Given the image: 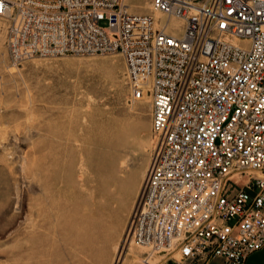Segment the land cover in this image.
<instances>
[{
	"label": "built area",
	"instance_id": "1",
	"mask_svg": "<svg viewBox=\"0 0 264 264\" xmlns=\"http://www.w3.org/2000/svg\"><path fill=\"white\" fill-rule=\"evenodd\" d=\"M0 0L14 63L120 53L154 149L128 240L179 263L264 250V0ZM176 25L175 30L171 27Z\"/></svg>",
	"mask_w": 264,
	"mask_h": 264
},
{
	"label": "rangeland",
	"instance_id": "2",
	"mask_svg": "<svg viewBox=\"0 0 264 264\" xmlns=\"http://www.w3.org/2000/svg\"><path fill=\"white\" fill-rule=\"evenodd\" d=\"M9 27L0 17V264H182L128 240L154 135L123 56L16 64Z\"/></svg>",
	"mask_w": 264,
	"mask_h": 264
},
{
	"label": "bare ground",
	"instance_id": "3",
	"mask_svg": "<svg viewBox=\"0 0 264 264\" xmlns=\"http://www.w3.org/2000/svg\"><path fill=\"white\" fill-rule=\"evenodd\" d=\"M151 4H152V11L154 12V14H149V15H151V16H155L156 18H164L163 16H162V14L159 12V11H157V10H155L154 9V6H153V3H152V0H151ZM125 5L127 6V9L129 10V12L130 13H132L131 12V6L128 4V2H127V0H125ZM133 14H137V15H147V14H138V13H133ZM176 29V25H173L172 27H171V30H175ZM120 54V53H119ZM122 55V54H121ZM123 56V55H122ZM124 58V57H123ZM125 60V59H124ZM125 63H126V61H125ZM126 73H127V71H126ZM127 77V76H126ZM139 198V197H138ZM134 212V211H133ZM133 214V213H132ZM140 247H142V248H147V247H145V246H140ZM147 249H149V248H147ZM162 251L163 250H161V251H157V253H162ZM156 253V252H155ZM120 261V260H119Z\"/></svg>",
	"mask_w": 264,
	"mask_h": 264
},
{
	"label": "crops",
	"instance_id": "4",
	"mask_svg": "<svg viewBox=\"0 0 264 264\" xmlns=\"http://www.w3.org/2000/svg\"><path fill=\"white\" fill-rule=\"evenodd\" d=\"M246 264H264V250L251 254L248 257Z\"/></svg>",
	"mask_w": 264,
	"mask_h": 264
}]
</instances>
